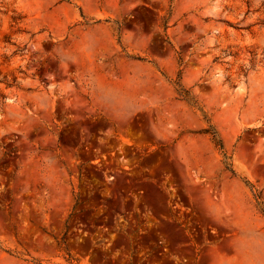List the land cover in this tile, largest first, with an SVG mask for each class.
<instances>
[{
	"label": "rangeland",
	"instance_id": "1",
	"mask_svg": "<svg viewBox=\"0 0 264 264\" xmlns=\"http://www.w3.org/2000/svg\"><path fill=\"white\" fill-rule=\"evenodd\" d=\"M0 264H264V0H0Z\"/></svg>",
	"mask_w": 264,
	"mask_h": 264
}]
</instances>
